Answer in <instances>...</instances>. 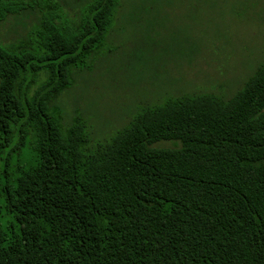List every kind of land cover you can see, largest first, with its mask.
Listing matches in <instances>:
<instances>
[{"label":"trees","instance_id":"obj_1","mask_svg":"<svg viewBox=\"0 0 264 264\" xmlns=\"http://www.w3.org/2000/svg\"><path fill=\"white\" fill-rule=\"evenodd\" d=\"M119 2L0 0V23L33 16L0 39V264H264V60L229 97L166 96L108 139L63 125Z\"/></svg>","mask_w":264,"mask_h":264},{"label":"rangeland","instance_id":"obj_2","mask_svg":"<svg viewBox=\"0 0 264 264\" xmlns=\"http://www.w3.org/2000/svg\"><path fill=\"white\" fill-rule=\"evenodd\" d=\"M32 20L9 16L0 39L24 37ZM107 33L56 100L63 125L79 116L92 142L166 96L229 97L264 60V0H120Z\"/></svg>","mask_w":264,"mask_h":264}]
</instances>
